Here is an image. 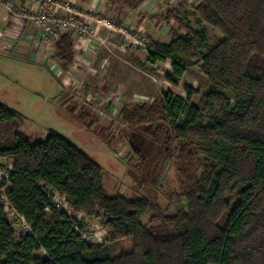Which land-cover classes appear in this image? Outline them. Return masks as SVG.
Returning a JSON list of instances; mask_svg holds the SVG:
<instances>
[{
  "label": "trees",
  "instance_id": "trees-1",
  "mask_svg": "<svg viewBox=\"0 0 264 264\" xmlns=\"http://www.w3.org/2000/svg\"><path fill=\"white\" fill-rule=\"evenodd\" d=\"M109 1L119 13L143 0ZM193 10L221 38L208 44L204 29L172 9L165 19L183 33L149 42L146 60L170 61L165 78L174 87L199 64L207 93L193 104L197 91L185 85L186 97L167 91L157 105L119 111L133 127L162 123L165 140H184L182 152L197 155L196 166L181 173L186 205L163 214L149 196L108 194L96 161L55 131L36 140L25 135L21 115L0 102V157L11 161L0 193V264H264V0H198ZM54 56L64 68L73 62L71 35L56 41ZM56 196L71 212L98 220L104 242L87 241L53 204ZM6 204L30 232L15 236ZM148 214L159 225L143 223ZM123 239L132 241L131 250L112 252ZM40 249L45 254L34 255Z\"/></svg>",
  "mask_w": 264,
  "mask_h": 264
},
{
  "label": "rangeland",
  "instance_id": "rangeland-1",
  "mask_svg": "<svg viewBox=\"0 0 264 264\" xmlns=\"http://www.w3.org/2000/svg\"><path fill=\"white\" fill-rule=\"evenodd\" d=\"M34 1L38 6L43 3ZM197 2L143 0L136 9L125 12L118 13L112 5L101 7L100 13L86 14L84 21L91 33L81 35L79 31L69 29L62 32H70L74 51L73 62L64 69L54 56L55 43L64 34L54 35L60 30L53 20L44 24L36 19L40 15L36 13L23 21H7V36L2 39V44L19 43L33 54L30 58L26 50L20 55L14 54L16 51L0 50V102L21 115L19 129L25 135L36 140L55 131L96 161L103 169L108 194L149 196L160 205L163 214H173L178 207L186 205L181 196V173L185 168L196 166L197 155L189 158L182 152L184 140H175L173 136L165 140L163 136L168 128L162 129V123L153 121L133 127L121 119L119 111L139 102L157 105L167 91L186 97L185 85L197 91L191 98L193 104H198L207 93L209 85L199 64L189 67L174 87L165 78L171 72L170 61L151 64L146 60L149 42H166L183 33L173 19H165L172 9L192 28L204 29L208 44L221 38L216 29L197 22L193 10ZM55 3L54 0L53 7ZM70 5L65 2L63 6L55 7L62 10L65 18L74 17L75 22L76 16ZM74 5L82 6L78 1ZM10 23L14 25L10 26ZM46 26L53 32H45ZM224 93L231 102L234 101L231 93ZM182 153L184 155L180 156ZM10 167L8 160L0 161V193L6 188L1 184ZM52 202L77 222L79 232L87 241L104 242L107 232L98 220L76 215L57 196ZM5 207L15 236L30 232L25 220L7 204ZM149 219L150 214L142 221L159 225V220L154 219L151 223ZM110 248L112 252L129 251L132 241L123 239ZM44 254L42 249L34 253L39 257Z\"/></svg>",
  "mask_w": 264,
  "mask_h": 264
},
{
  "label": "crops",
  "instance_id": "crops-1",
  "mask_svg": "<svg viewBox=\"0 0 264 264\" xmlns=\"http://www.w3.org/2000/svg\"><path fill=\"white\" fill-rule=\"evenodd\" d=\"M55 6H63V4L66 2L70 3L71 5V9L73 12V16H77L80 17L81 19L86 18L85 15L88 14L87 16L92 15L91 13H100L102 12L101 9L104 8L105 6H109L112 7L113 4H111V2L109 0H55ZM75 1L79 2L80 4H82L81 8L79 7H75L74 3ZM37 2H35L34 0H0V29L1 32L5 31L4 33L0 34V50L1 51H16L14 52V54L20 55L19 53H22L24 50L27 51V53L30 54V58L32 57L33 52L25 45H20L19 43L14 45V44H10L5 45L2 44V39L4 38V36H7V32L5 30V26L8 24L7 21H18L20 19H30L31 16L35 15L36 13H40L42 11H44V6H41L38 4ZM53 7L52 5V10L54 13L57 14H62V10L57 7ZM102 7V8H101ZM117 9V8H116ZM46 10V9H45ZM126 10H124L123 12H125ZM104 14V13H103ZM12 24L14 25V23H10L9 25L12 26ZM0 32V33H1ZM17 46V47H16ZM10 48H13L12 50ZM15 48H19L20 50H15ZM13 54V55H14ZM41 54V53H39ZM41 56H43L45 59L50 60L48 57H46L45 55L41 54ZM29 58V59H30ZM56 61L59 62L60 67H62L64 69V67L61 65L62 62L59 61L57 58H55ZM57 64L56 62H54V65ZM54 74V73H53ZM7 159L5 158H1L0 157V161H5ZM11 164V161L8 160ZM78 215V214H76Z\"/></svg>",
  "mask_w": 264,
  "mask_h": 264
},
{
  "label": "built area",
  "instance_id": "built-area-1",
  "mask_svg": "<svg viewBox=\"0 0 264 264\" xmlns=\"http://www.w3.org/2000/svg\"><path fill=\"white\" fill-rule=\"evenodd\" d=\"M40 2H43V3H40L43 4L44 8V11L38 13L37 15H39L36 19L38 21H41V22H44V24L49 21V20H53L54 22V25H56V27L59 28L60 31H57V33H54L55 36H58V34L61 35L62 34H70V32H65V33H62L66 30H71L73 32H76V31H79V34H83V33H91V29L89 27V25L87 24V22L84 21V19H81L80 17H78V15L75 17L76 21L74 22V17L73 18H65L63 14H60L59 16H63V19L62 18H59L56 14L57 13H54L51 11L52 9V4L54 3V0H39ZM51 6V7H50ZM35 19V20H36ZM45 32L47 33H52L53 30H50L47 26L45 27ZM73 34V33H72ZM4 177H7L4 176Z\"/></svg>",
  "mask_w": 264,
  "mask_h": 264
},
{
  "label": "flooded vegetation",
  "instance_id": "flooded-vegetation-1",
  "mask_svg": "<svg viewBox=\"0 0 264 264\" xmlns=\"http://www.w3.org/2000/svg\"><path fill=\"white\" fill-rule=\"evenodd\" d=\"M141 157L144 158V156L140 153ZM144 160V159H143Z\"/></svg>",
  "mask_w": 264,
  "mask_h": 264
},
{
  "label": "water",
  "instance_id": "water-1",
  "mask_svg": "<svg viewBox=\"0 0 264 264\" xmlns=\"http://www.w3.org/2000/svg\"><path fill=\"white\" fill-rule=\"evenodd\" d=\"M131 143V142H130ZM132 145V144H131ZM134 148V147H133ZM134 149H136V148H134Z\"/></svg>",
  "mask_w": 264,
  "mask_h": 264
}]
</instances>
